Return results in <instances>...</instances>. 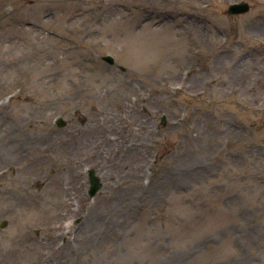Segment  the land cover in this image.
Masks as SVG:
<instances>
[{"label":"rangeland","instance_id":"obj_1","mask_svg":"<svg viewBox=\"0 0 264 264\" xmlns=\"http://www.w3.org/2000/svg\"><path fill=\"white\" fill-rule=\"evenodd\" d=\"M0 264H264V0H0Z\"/></svg>","mask_w":264,"mask_h":264},{"label":"water","instance_id":"obj_2","mask_svg":"<svg viewBox=\"0 0 264 264\" xmlns=\"http://www.w3.org/2000/svg\"><path fill=\"white\" fill-rule=\"evenodd\" d=\"M249 9H250V6L247 2L234 3L230 5L228 13L231 16H236V15L248 12ZM103 60H105L110 65H115V60L111 56H105L103 57ZM58 124L59 126L63 127L65 126L66 123L62 118H60L58 119ZM89 178H90V184H91L89 194L91 197H93L101 189L102 183H101L100 178L95 174V170L93 169L90 170L89 172Z\"/></svg>","mask_w":264,"mask_h":264},{"label":"bare ground","instance_id":"obj_3","mask_svg":"<svg viewBox=\"0 0 264 264\" xmlns=\"http://www.w3.org/2000/svg\"><path fill=\"white\" fill-rule=\"evenodd\" d=\"M130 130V129H129ZM131 131V130H130ZM94 133H96V132H93V134L92 135H95ZM134 138V137H133ZM82 139V138H81ZM75 141V140H80V139H77V137L74 135V134H69L68 135V138L67 139H65L64 141L65 142H70V141ZM123 141H125V140H123ZM82 142H83V140H82ZM134 145V141L132 140V145H130V146H132V147H135V146H133ZM53 231L56 233V235H55V239H56V236H59L60 234H61V232H60V227L58 228V226H55L54 228H53ZM60 251H62L61 249H59V252Z\"/></svg>","mask_w":264,"mask_h":264}]
</instances>
